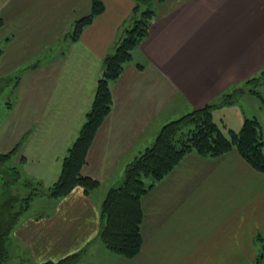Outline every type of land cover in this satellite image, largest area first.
Here are the masks:
<instances>
[{
	"label": "crops",
	"instance_id": "crops-1",
	"mask_svg": "<svg viewBox=\"0 0 264 264\" xmlns=\"http://www.w3.org/2000/svg\"><path fill=\"white\" fill-rule=\"evenodd\" d=\"M101 1L104 11L73 40L74 23L90 13L92 0H0V31L8 44L21 39L27 54L38 37L49 51L48 62L20 76L15 101L0 123V154L20 144L13 165L44 188L60 177L91 109L104 59L137 0ZM263 69L264 0L158 5L148 36L111 83V111L82 169L99 187H76L60 198L37 196L9 238L6 264H15L13 257L16 264L57 262L79 252L76 264H264V175L237 150L221 157L188 154L156 183L142 198L144 244L135 258L116 255L99 239L107 193L123 182L127 165L153 145L162 127L245 89L246 80ZM254 102L258 113H246ZM253 117L264 134L262 100L245 91L237 103L213 112L226 135ZM172 252L184 256L166 262Z\"/></svg>",
	"mask_w": 264,
	"mask_h": 264
},
{
	"label": "trees",
	"instance_id": "trees-1",
	"mask_svg": "<svg viewBox=\"0 0 264 264\" xmlns=\"http://www.w3.org/2000/svg\"><path fill=\"white\" fill-rule=\"evenodd\" d=\"M153 1H136L130 21L123 27L113 51L105 57L91 109L68 149L58 181L45 192L40 182L24 177L21 170L10 163L18 153L20 144L10 152L0 154V178L3 181L0 195V264H6L9 259V238L29 209L33 197L47 194L60 198L76 187L84 188L85 192L99 187V181L84 175L82 169L87 163L97 130L111 111V83L121 76L125 65L133 58V51L148 36L157 17V6ZM158 1L161 3L164 0ZM103 11V2L92 0L90 13L75 21L72 39L78 40L84 28ZM3 24L0 18V27ZM1 53L0 49V56ZM263 81L264 70L245 83L258 87ZM251 94L263 100L255 90ZM235 103L237 96L231 92L222 95L216 102L196 108L165 124L153 145L127 165L123 182L109 190L102 205L99 239L109 251L126 259L140 254L144 244L142 224L145 217L142 198L157 182L171 174L188 154L221 157L237 150L249 165L264 175V134L258 119L246 118L240 131L230 130L228 135L213 119V112L217 108ZM146 179H150V182L147 183ZM21 188L27 189L28 193L22 196L18 192ZM80 256L79 252L60 261L43 264H76Z\"/></svg>",
	"mask_w": 264,
	"mask_h": 264
},
{
	"label": "rangeland",
	"instance_id": "rangeland-1",
	"mask_svg": "<svg viewBox=\"0 0 264 264\" xmlns=\"http://www.w3.org/2000/svg\"><path fill=\"white\" fill-rule=\"evenodd\" d=\"M176 1H178V0H164L163 1L164 3L163 2L160 3L158 0H154L153 2L155 3V6H158L161 4L164 5L165 3L168 4L169 2H176ZM160 11H161V9H160ZM20 40L21 39H18V40H16V43L14 42V43L8 44V39L4 34V30L2 29V31H0V49L2 50V53H1L2 58L0 56V62H1L0 63V123L3 121V119H5L8 111H9L8 108L15 101L19 78L26 71V68L27 67L31 68V66H33V65H36L39 63L42 64L44 62L49 61L48 59H46V55L49 54L48 53L49 51L43 49V47H46L47 45L43 42H39L38 37H37L38 41L36 40L30 44L28 43L27 46L29 48H31V52H29L27 54L24 53L25 50L24 51L22 50L24 43L20 42ZM57 45L58 44H55V47ZM59 47H60V45H59ZM20 56H29V57L28 58H19ZM258 76H259V74H258ZM253 77L254 76H252L251 78H253ZM263 82H261L262 85H259L258 87H256L253 84H247L246 83L244 86L245 89H242L240 91L237 89H234L236 91L235 92L233 91V93H235L236 96H238L242 91L243 92L245 91L248 94H251V91L255 90L263 98L262 103L264 105V97H263L264 95L261 92V88L264 87ZM227 94H229V93H227ZM224 95H226V94H223V96ZM257 108H258V103L254 102V104L251 107H249L248 110H246V113H249V111L252 113H258ZM229 110H233L232 116L233 115L235 116L237 114L236 109H234L233 107H232V109H229ZM229 112H232V111H229ZM220 117L223 118V116H220ZM217 120L219 122H221V120H219V115H217ZM232 120H233V118H232ZM7 143L8 142H6V144ZM10 163L13 164V162H10ZM146 180H147V183L150 182V179H146ZM0 182H1V180H0ZM43 190H45V192H47L48 188H44ZM0 191H1V183H0ZM18 192H20V194L22 196H24L28 193L27 189H25V188H21ZM14 193H16V191ZM36 200H38L37 196L33 197V199L30 202L29 208H31V206L33 205V202ZM33 210L35 211V209H33ZM261 253H263V252L261 251ZM183 256H184V253H182V252L181 253L172 252L171 255L166 259V262L167 261H176V260H178L179 257H183ZM13 262L16 264V258L15 257H13ZM11 264H13V263H11Z\"/></svg>",
	"mask_w": 264,
	"mask_h": 264
}]
</instances>
